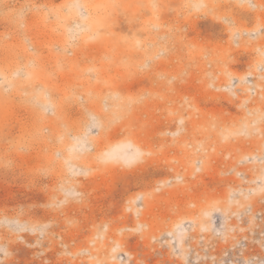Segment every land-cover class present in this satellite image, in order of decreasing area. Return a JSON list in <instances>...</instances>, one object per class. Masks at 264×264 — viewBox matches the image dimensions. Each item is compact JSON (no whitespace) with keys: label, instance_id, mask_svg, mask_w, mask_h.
I'll return each mask as SVG.
<instances>
[{"label":"rangeland","instance_id":"rangeland-1","mask_svg":"<svg viewBox=\"0 0 264 264\" xmlns=\"http://www.w3.org/2000/svg\"><path fill=\"white\" fill-rule=\"evenodd\" d=\"M0 264H264V0H0Z\"/></svg>","mask_w":264,"mask_h":264},{"label":"crops","instance_id":"crops-1","mask_svg":"<svg viewBox=\"0 0 264 264\" xmlns=\"http://www.w3.org/2000/svg\"><path fill=\"white\" fill-rule=\"evenodd\" d=\"M142 16H143V17H142V21L147 20V18H148L147 13H143ZM145 22H146V21H145ZM31 107H33V108H32V111H33V109L36 108L37 106H36V105H31Z\"/></svg>","mask_w":264,"mask_h":264},{"label":"built area","instance_id":"built-area-1","mask_svg":"<svg viewBox=\"0 0 264 264\" xmlns=\"http://www.w3.org/2000/svg\"><path fill=\"white\" fill-rule=\"evenodd\" d=\"M250 83L252 84L253 82H250ZM252 91H253L254 93H256V92H257L255 89H252Z\"/></svg>","mask_w":264,"mask_h":264}]
</instances>
